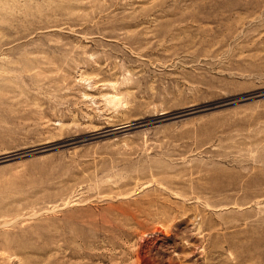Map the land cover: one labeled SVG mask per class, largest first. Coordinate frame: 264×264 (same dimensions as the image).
I'll list each match as a JSON object with an SVG mask.
<instances>
[{
	"label": "rangeland",
	"instance_id": "rangeland-1",
	"mask_svg": "<svg viewBox=\"0 0 264 264\" xmlns=\"http://www.w3.org/2000/svg\"><path fill=\"white\" fill-rule=\"evenodd\" d=\"M0 264H264V0H0Z\"/></svg>",
	"mask_w": 264,
	"mask_h": 264
},
{
	"label": "water",
	"instance_id": "water-1",
	"mask_svg": "<svg viewBox=\"0 0 264 264\" xmlns=\"http://www.w3.org/2000/svg\"><path fill=\"white\" fill-rule=\"evenodd\" d=\"M125 128H127V129H133V128H135V126L134 125H129V126H126Z\"/></svg>",
	"mask_w": 264,
	"mask_h": 264
}]
</instances>
